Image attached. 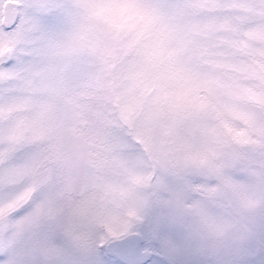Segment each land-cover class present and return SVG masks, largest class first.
<instances>
[{
    "label": "snow or ice",
    "instance_id": "obj_1",
    "mask_svg": "<svg viewBox=\"0 0 264 264\" xmlns=\"http://www.w3.org/2000/svg\"><path fill=\"white\" fill-rule=\"evenodd\" d=\"M0 264H264V0H0Z\"/></svg>",
    "mask_w": 264,
    "mask_h": 264
}]
</instances>
